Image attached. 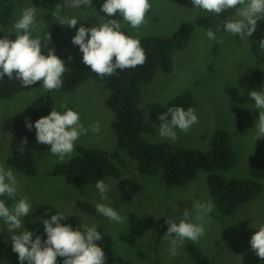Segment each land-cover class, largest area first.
<instances>
[{
  "label": "rangeland",
  "instance_id": "1",
  "mask_svg": "<svg viewBox=\"0 0 264 264\" xmlns=\"http://www.w3.org/2000/svg\"><path fill=\"white\" fill-rule=\"evenodd\" d=\"M33 0H24L20 8L15 2L0 8V27L11 32V24L19 19L17 10L32 5ZM105 0H92V7L81 6L79 9L65 8L62 15L78 17L75 28H70L72 38L77 29L83 25L92 27L105 20H119L121 30H125L133 37L158 36L170 39L185 23L194 25V32L187 48L173 55V70L165 73L158 69L154 80L142 86V102L139 109L142 112V136L148 142H169L191 150L207 152L212 148L214 136L224 134L230 147L235 153V165L228 171L220 172L224 181L248 180L250 178V161L258 151L259 141L255 139V123L259 118V110L255 108V101L249 97L252 90L264 91V54H261L258 41L264 38V21H257L256 31L247 40L239 36L221 31L217 37L223 42L210 41L206 30L215 27L234 14L233 9L221 13L218 17L194 9L192 0H151L152 8L147 13L146 21L139 29H133L123 21L119 13L109 17L100 11ZM63 3V0H56ZM94 8V9H92ZM17 9V10H16ZM51 11L38 10L39 20L59 24L51 15ZM104 18V19H102ZM6 19L3 24L1 21ZM38 25L33 30V37L39 36L41 43L45 34L40 32ZM72 57L66 66L67 70L75 66L85 65L83 54L79 46L68 48ZM263 74L260 85L253 87L252 81L255 71ZM189 93L194 99V106L199 122L187 132L176 129L178 139L173 142L169 138L159 135L162 121L158 116L167 112L169 102L177 97ZM109 93L93 81L87 82L78 90L69 94L47 91L43 87L29 93H20L14 100L0 99V164L11 168L19 181V191L16 200L27 197L32 204V212L24 218V230L36 235L45 233L44 225L39 217L38 209L52 207L65 216L80 220L83 231L85 226L93 224L107 234L113 242L114 252L125 261L134 264H197L196 259L189 254L190 244L201 251L211 264H264V259L257 256L250 245V240L261 224H264V190L247 203L241 205L237 211L221 214L216 206L208 184L209 174L199 171L196 178L183 187H170L166 184L162 174L149 176L140 173L138 163L129 154L118 150V161L115 166L120 169L122 176L135 184L143 192L132 201L125 200L120 186L113 178H108V199L102 200L95 185L77 186L69 184L64 176L52 174L58 165L70 161L78 155L77 148L87 150L114 151L117 149L115 133L112 129L114 113L109 109L106 100ZM43 96L55 98V109L63 112L61 103L77 111L80 122L88 128L85 135H81L75 142L71 157L61 161L58 156L50 153V145L35 141L33 165L35 173L27 175L17 171L7 162L11 154L12 136L4 133L1 127L6 121H11L25 109L33 99ZM250 112V125L242 128L236 110ZM50 114V113H49ZM48 114V115H49ZM171 121V114L167 117ZM99 121V134L91 131V125ZM264 188V180L261 182ZM6 199V198H0ZM211 201L215 205L214 211L205 218V235L198 242L184 240L177 247V255L172 256L168 249L170 241L163 236L169 225L166 219L179 223L185 209L190 210L193 222L197 215L193 207L196 202ZM15 201L6 199V207H11ZM106 204L118 211L124 219L117 223L96 212L97 204ZM134 214L139 219L152 218V224L143 236L133 246L126 240L129 229V217ZM162 225L165 232L160 234ZM164 228V227H163ZM0 264H20L18 254L12 251V241L6 225L0 220ZM19 231H22L19 230ZM125 237V238H124ZM175 237V234H172ZM27 264V262H25Z\"/></svg>",
  "mask_w": 264,
  "mask_h": 264
},
{
  "label": "clouds",
  "instance_id": "2",
  "mask_svg": "<svg viewBox=\"0 0 264 264\" xmlns=\"http://www.w3.org/2000/svg\"><path fill=\"white\" fill-rule=\"evenodd\" d=\"M194 9H200L212 16L218 17L221 13L230 9L235 10L227 20L221 21L215 29L206 30V36L210 41L222 43L217 37L221 31L239 36L241 40L251 37L257 28V21H264V0H192ZM92 7V0H63L57 3L52 16L62 26L75 28L78 17L62 15L65 8L79 9L81 6ZM151 0H105L100 11L111 17L117 13L133 29H139L147 23L146 16L151 10ZM94 9V8H92ZM104 19V18H102ZM44 20L38 19V8L34 5L24 7L19 19L11 24V33L0 38V81L5 76L9 80L15 79L23 87H29L42 81V86L47 91L59 92L63 86V75L67 68L65 62L55 54L54 49L44 54L43 48L47 45L41 43L39 36L33 37V30L38 25L44 26ZM0 31H4L0 27ZM50 40V34L48 36ZM73 45L79 46L82 52V62L90 67L91 72L103 78L112 76L117 70L135 69L143 66L147 60L144 48L139 37L125 35L121 30L119 20H105L92 27L81 25L72 38ZM261 54H264V38L258 41ZM72 57H69L71 60ZM251 100L255 101V108L259 110V118L255 123V139L264 138V91L252 90L249 92ZM63 112L52 110L49 115L38 119L34 127L36 139L39 143L50 145V153L58 156L63 161L65 157H71L74 152L75 142L81 135L87 134L88 128L80 122L77 111L68 108L66 103H61ZM171 114V121L167 117ZM162 121L159 126V135L169 138L173 142L178 139L176 129L187 132L194 124L198 123L196 109L189 107L185 110L177 106L169 108L167 112L158 116ZM25 126L30 131L33 124L25 118ZM100 122L91 125V131L99 134ZM27 140L21 143V152ZM102 200H107L109 185L103 180L96 182ZM19 191V181L11 168L0 164V198L15 201L11 207H6V199H0V220L6 225L12 241V251L18 254L20 264H57V258L63 257V264H106L107 257L101 246L97 243L102 240V235L93 224L85 226L84 231L73 230L71 225L62 224L66 219L62 213L51 215L49 219H42L47 239L42 240L32 231L24 230V218L32 212V204L25 196L16 200ZM193 207L197 215L193 222L191 212L185 209L179 223L172 219H166L169 225L167 233L163 236L170 241L168 249L172 256L177 255V247L184 240L198 242L205 235V218L214 211L215 205L211 201L196 202ZM95 210L100 215L117 223H123L118 211L106 204H97ZM47 216L48 214L45 213ZM22 231H19L21 230ZM2 231V230H0ZM175 237H172V234ZM252 250L258 257L264 259V224H261L250 240Z\"/></svg>",
  "mask_w": 264,
  "mask_h": 264
},
{
  "label": "trees",
  "instance_id": "3",
  "mask_svg": "<svg viewBox=\"0 0 264 264\" xmlns=\"http://www.w3.org/2000/svg\"><path fill=\"white\" fill-rule=\"evenodd\" d=\"M15 2V7L20 8L24 0H0V8ZM38 10L51 11L56 5V0H33L32 2ZM17 10V9H16ZM20 11L17 10V16ZM19 18V17H18ZM40 19V17H38ZM3 19L1 23L6 22ZM40 33L45 34L42 40L44 54L50 49L55 50V54L65 62V67L71 61L68 48L71 47L72 33L68 26L50 23ZM125 35L128 32L123 30ZM194 32V25L185 23L170 39L149 36L139 38L141 46L144 48L147 60L143 66H137L135 69L117 70L112 76L101 78L96 73L91 72L90 67L86 65L75 66L74 69L65 71L63 75V86L59 92L69 94L79 89V87L93 81L100 84L109 95L106 104L114 113L112 129L116 136L117 149L114 151L87 150L77 148L78 155L70 161L58 165L52 171L53 175L64 176L69 184L77 186L96 185V182L103 180L106 183L108 178H113L123 198L128 201L143 192L135 184L126 181L119 168L115 166L118 161V150H125L129 156L137 161L140 173L155 176L162 174L166 184L170 187H183L194 180L199 171H205L209 174L208 184L211 196L221 214H229L247 203L252 198L260 195L264 188V138L258 139L259 147L250 161V178L248 180H232L229 182L219 175L220 172L230 170L236 162L235 153L224 134L218 133L214 136L212 148L207 152L191 150L179 146H174L169 142H148L142 136V112L139 106L142 102V86L150 84L155 77L158 69L165 73H171L173 70V55L176 52L187 48ZM11 33V32H10ZM7 31H0V38H3ZM10 39H15V34L11 33ZM50 34V40L48 36ZM263 74L256 70L253 77L252 86L261 84ZM42 81L36 84L23 87L15 79L9 80L7 76L0 81V99H11L20 93H29L41 89ZM169 108L183 107L187 110L189 107L195 108L194 99L189 93L183 94L169 102ZM55 109V98L43 96L39 99H33L31 103L20 114L11 121L1 124L4 133L12 136L11 154L8 157V164L17 171L33 175L35 168L33 165V153L36 141L35 122L47 116ZM241 127L247 128L250 124V112L247 110L238 111ZM33 124L29 131L25 126V118ZM0 121H3L0 119ZM27 140L25 149L21 152L22 141ZM45 213L48 215L46 216ZM60 212L52 207H41L38 209V215L42 219H49L51 215ZM62 224L71 225L73 230L83 231L82 224L75 217L65 216ZM153 218V217H152ZM152 218L139 219L134 214L129 217V233L126 240L135 246L137 241L143 236L147 228L152 224ZM164 227V228H163ZM98 232L102 235V240L97 243L101 246L107 257L106 264H134L120 258L113 249L112 239L100 228ZM166 226L162 225L160 234L165 232ZM42 240H46V233L40 235ZM125 238V237H124ZM188 249L191 257L196 259L197 264H211L209 259L197 248L190 244ZM65 258L58 257L57 264H63Z\"/></svg>",
  "mask_w": 264,
  "mask_h": 264
}]
</instances>
